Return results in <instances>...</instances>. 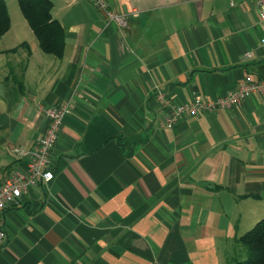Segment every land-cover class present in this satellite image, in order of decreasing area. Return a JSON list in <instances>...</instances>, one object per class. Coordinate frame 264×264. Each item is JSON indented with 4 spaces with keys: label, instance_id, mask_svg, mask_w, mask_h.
I'll return each instance as SVG.
<instances>
[{
    "label": "crops",
    "instance_id": "0c3cea01",
    "mask_svg": "<svg viewBox=\"0 0 264 264\" xmlns=\"http://www.w3.org/2000/svg\"><path fill=\"white\" fill-rule=\"evenodd\" d=\"M4 1L0 181L25 169L12 151L43 134L41 108L69 113L52 180L0 217V264H233L221 253L264 218V97L165 124L170 107L264 80L254 2L106 0L128 16L118 26L86 0H50L65 31L57 59Z\"/></svg>",
    "mask_w": 264,
    "mask_h": 264
},
{
    "label": "built area",
    "instance_id": "2783aa9c",
    "mask_svg": "<svg viewBox=\"0 0 264 264\" xmlns=\"http://www.w3.org/2000/svg\"><path fill=\"white\" fill-rule=\"evenodd\" d=\"M79 0H68L75 3ZM100 13L107 21H112L118 26H124L127 21V14L112 11L106 0H86ZM259 10V15L264 19V0H252ZM264 43V41H263ZM253 95L264 97V80H255L247 75L236 89L230 90L225 96L213 102H203L198 96L194 98L193 104L170 107L166 126L173 127L185 115L195 117L200 112L215 109H229L239 105L245 98ZM157 100L163 106H170L169 102L161 92L157 93ZM42 114L47 120V126L43 134L37 139L34 146L29 149L15 148L12 151L14 158L25 165V169H15L8 176L0 181V217L9 208L19 207L32 187L41 183L46 184L53 178L51 170V152L56 143L63 119L69 113L67 105L60 107H43ZM5 239V232L0 224V245Z\"/></svg>",
    "mask_w": 264,
    "mask_h": 264
},
{
    "label": "trees",
    "instance_id": "16d2710c",
    "mask_svg": "<svg viewBox=\"0 0 264 264\" xmlns=\"http://www.w3.org/2000/svg\"><path fill=\"white\" fill-rule=\"evenodd\" d=\"M19 9L35 36L42 53L61 58L64 53L65 31L52 18L50 0H16ZM10 28V17L4 0H0V38ZM13 49L11 51H14ZM237 241L246 251V259L233 264H264V218L240 236Z\"/></svg>",
    "mask_w": 264,
    "mask_h": 264
},
{
    "label": "rangeland",
    "instance_id": "374dc122",
    "mask_svg": "<svg viewBox=\"0 0 264 264\" xmlns=\"http://www.w3.org/2000/svg\"><path fill=\"white\" fill-rule=\"evenodd\" d=\"M14 1L16 2V0H14ZM17 6H18V4H17ZM263 215H264V213H259L258 216L264 217ZM221 257L225 258L226 260L235 262V261H242V260L246 259L247 255H246V251L243 248V246L240 243H237V244L231 246L229 248V251H227L226 253H221Z\"/></svg>",
    "mask_w": 264,
    "mask_h": 264
}]
</instances>
